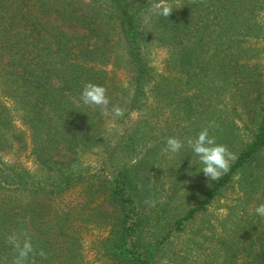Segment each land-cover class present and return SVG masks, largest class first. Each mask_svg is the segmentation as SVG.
I'll return each instance as SVG.
<instances>
[{
  "label": "trees",
  "instance_id": "1",
  "mask_svg": "<svg viewBox=\"0 0 264 264\" xmlns=\"http://www.w3.org/2000/svg\"><path fill=\"white\" fill-rule=\"evenodd\" d=\"M160 2L0 0V264L15 255L12 233L46 253L36 264H89L88 229L104 233L92 243L101 264H264L255 213L264 203V0H165L167 18L154 10ZM154 49L165 52L160 72ZM88 82L107 90L106 113L82 102ZM116 106L123 116L113 117ZM210 123L236 157L218 181L186 144ZM169 137L185 146L168 153L179 181L155 205L153 241L141 154ZM19 153L34 170L6 160ZM86 154L98 158L94 174L82 168ZM76 189L78 201L66 202ZM188 192L185 212L164 218Z\"/></svg>",
  "mask_w": 264,
  "mask_h": 264
},
{
  "label": "rangeland",
  "instance_id": "2",
  "mask_svg": "<svg viewBox=\"0 0 264 264\" xmlns=\"http://www.w3.org/2000/svg\"><path fill=\"white\" fill-rule=\"evenodd\" d=\"M165 57V52L161 49H154L150 54V62L153 68L160 72L163 68V59ZM148 113V112H147ZM167 115V114H165ZM133 122H131L130 129H133L135 121L137 120V116L133 115ZM146 124H149V120ZM164 125V124H163ZM157 126V125H156ZM160 129V125L158 126ZM150 129V125H147L144 130ZM166 144L163 146H160L157 150H151L149 146L142 151L141 157H144V164H148V167L146 170L142 173L141 180L138 183L139 188L142 191L145 192V196L148 200L147 204V211L145 212V226H146V232L147 236L151 238L153 241L156 237H159L160 233L154 228V209L156 208V204L161 203L165 200L166 195L170 192V188L172 184L177 180L178 174H175L173 172V169L175 168V165L172 163V155L164 152ZM6 160H9L10 162H17L25 166L26 168L30 169L31 171L34 170V164L32 162L31 157L27 153H19L17 155H9L6 157ZM81 163L83 164L84 169L88 168L89 172H93L94 174L95 170H97L98 167V158L95 155L92 154H86L81 158ZM172 165V166H171ZM169 169H171L169 171ZM87 170V169H86ZM189 170V169H188ZM187 172V169H185ZM84 173V172H83ZM170 174V175H169ZM187 176H190V173L187 172ZM176 177V178H175ZM187 178V177H185ZM188 180H184L181 185L184 186V188L187 185ZM182 193L184 190L181 191ZM79 199V193L78 189H76L74 192H70L66 195L65 201L66 202H72V201H78ZM193 197L192 194L190 195L188 192V195L186 197H178V199L172 203L171 211L168 214V216H165L164 218L174 219L175 217L181 216L185 210L193 203L192 201ZM231 197H229L228 201H222L220 203L215 204L211 212L213 214H218L220 212H223L225 210V207L230 203L229 200ZM158 208V207H157ZM200 224L199 221L192 224L190 227L187 228L184 234L180 235L178 238L174 240V249L176 252H178L181 245L188 243L189 240L193 238V232L195 231L196 227ZM153 229V230H152ZM165 230V228L163 229ZM104 235L103 232L99 230H93L88 229L83 234V244H84V255L85 259L89 264H101L99 261L96 260L93 249H92V243L97 241V239L101 238Z\"/></svg>",
  "mask_w": 264,
  "mask_h": 264
},
{
  "label": "clouds",
  "instance_id": "3",
  "mask_svg": "<svg viewBox=\"0 0 264 264\" xmlns=\"http://www.w3.org/2000/svg\"><path fill=\"white\" fill-rule=\"evenodd\" d=\"M154 10L158 15L166 18L173 11L165 0H161L160 3L156 4ZM106 92L107 90L103 86L88 82L82 90L81 100L85 105L99 107L102 112L106 113L109 104ZM112 114L114 118H118L123 116L124 110L116 106L112 109ZM212 127H215V125L210 123L197 134L195 139L189 138L186 144L199 158L203 165L201 172L205 177L209 181H218L222 175L229 171L230 163L236 157L225 145L217 144L214 136L209 135V128ZM184 146L185 144L180 139L169 137L166 139V147L163 151L175 154ZM255 213L264 217V203L255 208ZM6 243L11 246L15 253L11 264H36V256L46 258V253L43 250L37 251L26 234L12 233L6 237Z\"/></svg>",
  "mask_w": 264,
  "mask_h": 264
}]
</instances>
